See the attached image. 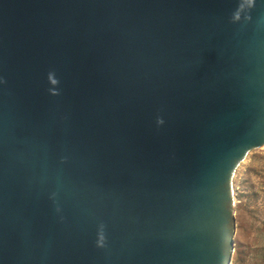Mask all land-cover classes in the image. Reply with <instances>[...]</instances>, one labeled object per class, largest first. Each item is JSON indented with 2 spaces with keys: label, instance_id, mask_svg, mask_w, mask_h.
Instances as JSON below:
<instances>
[{
  "label": "water",
  "instance_id": "obj_1",
  "mask_svg": "<svg viewBox=\"0 0 264 264\" xmlns=\"http://www.w3.org/2000/svg\"><path fill=\"white\" fill-rule=\"evenodd\" d=\"M264 146V0H0V264H230Z\"/></svg>",
  "mask_w": 264,
  "mask_h": 264
},
{
  "label": "rangeland",
  "instance_id": "obj_2",
  "mask_svg": "<svg viewBox=\"0 0 264 264\" xmlns=\"http://www.w3.org/2000/svg\"><path fill=\"white\" fill-rule=\"evenodd\" d=\"M232 264H264V146L252 150L235 178Z\"/></svg>",
  "mask_w": 264,
  "mask_h": 264
},
{
  "label": "bare ground",
  "instance_id": "obj_3",
  "mask_svg": "<svg viewBox=\"0 0 264 264\" xmlns=\"http://www.w3.org/2000/svg\"><path fill=\"white\" fill-rule=\"evenodd\" d=\"M245 162V161H244ZM233 262V261H232ZM232 262L230 264H232Z\"/></svg>",
  "mask_w": 264,
  "mask_h": 264
}]
</instances>
